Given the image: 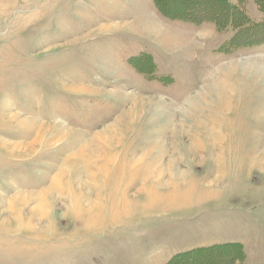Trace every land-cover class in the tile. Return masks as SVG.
<instances>
[{
  "label": "rangeland",
  "instance_id": "1",
  "mask_svg": "<svg viewBox=\"0 0 264 264\" xmlns=\"http://www.w3.org/2000/svg\"><path fill=\"white\" fill-rule=\"evenodd\" d=\"M230 1L263 22L255 0ZM244 32L153 0H0V264H168L209 247L198 264H264V44L232 48ZM124 114L121 142L69 162L41 215L65 156Z\"/></svg>",
  "mask_w": 264,
  "mask_h": 264
},
{
  "label": "trees",
  "instance_id": "2",
  "mask_svg": "<svg viewBox=\"0 0 264 264\" xmlns=\"http://www.w3.org/2000/svg\"><path fill=\"white\" fill-rule=\"evenodd\" d=\"M153 1L156 8L160 11L163 17L169 18L171 20H178L184 23H190L194 25H199L203 22H210L215 24V26L221 31L230 28L238 34L240 32L247 31L244 32V34H247L246 39L248 40L244 42V44L237 45V43L233 39L230 42L232 48H253L264 44V19L262 23H252L245 15L240 12L237 6H235L230 0H210L211 2L215 3L216 5L222 8L221 12L218 14H213L209 12H205L204 14H202L199 11H195L194 13H190V15L185 14V12L183 13L180 9L179 12L177 11L175 14H170L163 6L161 0ZM255 3L258 6L259 10L264 14V0H255ZM220 247H223L225 249H228V247H230L233 249V251L235 250L236 252L238 251V249H240V246L237 244H231L229 246L226 245ZM218 249L221 250V248L219 247H209L199 248L188 252L180 253L173 256V258L169 261L168 264H198L201 260L206 261L207 258H205L206 255L204 254L215 253L216 251H219ZM202 256L205 257L203 258ZM226 256L227 259L230 260V264L231 262L233 263V260H235V258L231 259V255Z\"/></svg>",
  "mask_w": 264,
  "mask_h": 264
},
{
  "label": "bare ground",
  "instance_id": "3",
  "mask_svg": "<svg viewBox=\"0 0 264 264\" xmlns=\"http://www.w3.org/2000/svg\"><path fill=\"white\" fill-rule=\"evenodd\" d=\"M215 92V91H214ZM216 93V92H215ZM228 93V92H227ZM219 94V93H218ZM221 103L222 105L224 106H220L221 108H225V106L229 103V99L225 98V96L223 97V99H221ZM136 103V102H135ZM139 105V104H138ZM135 107V106H134ZM129 114V112H128ZM127 115V113H126ZM125 114L123 115L124 117H122L121 119L118 120V122H116L115 126L113 127H109V129H104L103 131H100L99 134H96L94 136V140L92 141H88L86 142L85 144L81 145L79 147V149H77L76 151H74L73 153H71L70 155H66L65 156V159L62 161V164H61V167L59 169V171L55 174V177L52 179L48 189H45L43 190L39 196H38V209L41 213V215H44V213H49V205L48 203L46 202L45 199L48 198V195L51 193L52 189L54 188V186H57L58 182L61 180V178L65 177L68 175L69 171H70V167L68 166L69 165V162H72V161H80V159H83L85 158V160L87 161H98L99 159L103 158L102 155L105 153V149H111L112 146L115 144V143H119L121 142V139L123 138L124 136V133H122V130H121V133H116L117 129L122 127V125L118 124V123H122L123 121H125ZM9 118L13 119V117H10ZM121 121V122H120ZM124 123V122H123ZM121 126V127H120ZM124 127V125H123ZM127 126L124 127V129H128ZM50 127H43L40 126L37 128V131L35 132L34 134V138L30 141V143H28L27 145L25 144L24 146H26L28 148V146H33L35 144H41L43 142L46 141L45 139V134L47 132V130L49 129ZM52 129V128H51ZM123 129V130H124ZM54 133V132H53ZM109 133V134H108ZM57 135H59L57 133ZM68 135V134H67ZM55 136V135H54ZM63 136V135H62ZM67 137V136H66ZM63 139V138H62ZM42 140V141H41ZM21 145V144H20ZM11 146H14V149L18 148L16 147L17 145H11ZM11 146L9 145H6L5 143L2 144V147H7V148H10ZM41 146V145H40ZM78 147V146H77ZM34 149V148H33ZM69 154V153H68ZM146 157V156H145ZM144 161V160H143ZM140 162H141V159L138 160L135 163H133V167H137L140 165ZM82 164V163H81ZM138 164V165H137ZM142 164V163H141ZM80 168V166H79ZM84 168V167H83ZM131 169V168H130ZM149 166L146 165V175L144 176V182H149L150 181V178L152 177V172L149 173ZM86 168H84V171L86 173ZM87 176L89 177H93V173L91 172H88L86 173ZM71 179V177H70ZM69 179V183L70 185L73 184V180ZM160 184L159 182L156 184L157 187L160 186L158 185ZM51 187V188H50ZM83 186L82 185H79V188H82ZM140 191H143V190H140ZM17 194V193H16ZM34 197V196H33ZM25 198H27V196H16L12 203L13 204H19L21 202H23V200L25 201ZM99 203H98V197H97V200L94 201L92 204H90L88 207V210H87V213H93V210H95L97 207H98ZM36 211V210H34ZM42 218V217H41Z\"/></svg>",
  "mask_w": 264,
  "mask_h": 264
}]
</instances>
